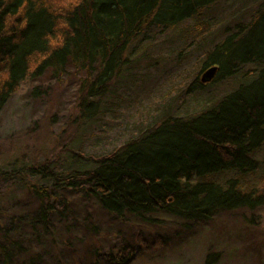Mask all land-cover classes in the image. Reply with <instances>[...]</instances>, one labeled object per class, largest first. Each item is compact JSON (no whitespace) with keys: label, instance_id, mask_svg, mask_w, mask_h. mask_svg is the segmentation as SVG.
I'll use <instances>...</instances> for the list:
<instances>
[{"label":"trees","instance_id":"16d2710c","mask_svg":"<svg viewBox=\"0 0 264 264\" xmlns=\"http://www.w3.org/2000/svg\"><path fill=\"white\" fill-rule=\"evenodd\" d=\"M226 1L0 0V115L24 81L47 72L61 79L70 68L83 75L81 119L104 114L119 80L159 36H186L192 28L201 45ZM244 17L226 21L223 38L205 51L202 70L218 66L213 79L202 82L200 71L188 87L231 86L204 109L165 110L108 153L70 150L65 167L57 156L0 168V264H65L50 252L58 222L73 213L65 191L94 198L121 219L173 216L187 229L221 212L264 209V0ZM24 203L35 209L11 211ZM139 241L149 250L141 235ZM166 243L158 234L152 246ZM135 255L129 245L115 259L121 264Z\"/></svg>","mask_w":264,"mask_h":264},{"label":"rangeland","instance_id":"374dc122","mask_svg":"<svg viewBox=\"0 0 264 264\" xmlns=\"http://www.w3.org/2000/svg\"><path fill=\"white\" fill-rule=\"evenodd\" d=\"M260 1L227 0L216 13L219 24L212 25L201 45L192 28L186 36L173 31L159 36L147 50L148 56L119 80L105 113L90 121L81 119L77 101L82 73L70 68L61 79L47 72L40 79L24 81L0 115V168L17 159L39 161L57 156L65 167L71 164L70 150L108 153L159 122L165 110L187 115L204 109L231 88L215 82L199 92L188 88L206 70H202L205 51L223 38L221 27L226 21H235L242 13L247 18ZM65 196L73 213L58 222L57 248L50 251L53 256L59 253L65 264H119L115 254L129 245L136 255L121 264H207L210 253L218 256L209 264H264V209L255 214L221 212L210 222L187 229L173 216L154 215L161 218L154 223L130 215L121 219L94 198L72 196L68 191ZM10 209L27 213L35 205L24 203ZM158 234L167 243L155 249L152 243ZM140 235L149 250L142 248Z\"/></svg>","mask_w":264,"mask_h":264},{"label":"water","instance_id":"95a60500","mask_svg":"<svg viewBox=\"0 0 264 264\" xmlns=\"http://www.w3.org/2000/svg\"><path fill=\"white\" fill-rule=\"evenodd\" d=\"M217 70H218V66L217 65H214V66H211L210 68H208L202 74V77H201L202 82H208V81L212 80L213 77L215 76Z\"/></svg>","mask_w":264,"mask_h":264}]
</instances>
